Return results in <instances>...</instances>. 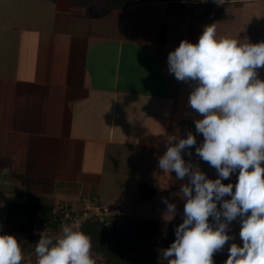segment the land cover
<instances>
[{
	"label": "crops",
	"instance_id": "0c3cea01",
	"mask_svg": "<svg viewBox=\"0 0 264 264\" xmlns=\"http://www.w3.org/2000/svg\"><path fill=\"white\" fill-rule=\"evenodd\" d=\"M171 2L196 3L135 0L106 9L72 0H17L0 24V176L7 180L0 182L2 189L10 180L24 184L17 176L51 182L50 196H62L59 204L111 205L119 211L117 221L144 234H165L183 222L180 191L187 177L178 180L158 166L169 139L174 143L192 132L197 143L182 152L185 162L210 179L218 174L195 153L204 140L194 123L203 117L188 106L196 82L169 73L168 54L182 40L197 43L214 23L217 38L259 43L264 20L245 21L246 10L233 5L208 10L199 2L175 9ZM245 7L264 13V5ZM257 71L264 79V68ZM237 180L235 172L222 183L235 186ZM142 182L155 185L153 197H140ZM162 198L176 205L173 218ZM16 219L28 218L7 224L17 225L11 224ZM240 220L229 225L234 239L214 254V264H224L232 243L242 246ZM7 228L0 230L9 234ZM32 230L37 232V223Z\"/></svg>",
	"mask_w": 264,
	"mask_h": 264
},
{
	"label": "clouds",
	"instance_id": "9594fccd",
	"mask_svg": "<svg viewBox=\"0 0 264 264\" xmlns=\"http://www.w3.org/2000/svg\"><path fill=\"white\" fill-rule=\"evenodd\" d=\"M167 63L178 81L196 82L188 106L203 117L194 123L204 140L195 153L218 178L185 162L182 152L197 143L192 132L174 143L169 139L158 166L188 182L180 191L183 222L163 256L168 264H214V254L234 239L228 229L239 217L242 246L232 243L224 264H264V79L257 71L264 68V41L217 38L214 23L204 27L197 43L182 40ZM235 172V186L222 183ZM162 202L173 218L176 205L167 198ZM92 250L91 237L70 224L56 235L42 232L34 249L36 264H96ZM23 260L20 240L0 235V264Z\"/></svg>",
	"mask_w": 264,
	"mask_h": 264
},
{
	"label": "trees",
	"instance_id": "16d2710c",
	"mask_svg": "<svg viewBox=\"0 0 264 264\" xmlns=\"http://www.w3.org/2000/svg\"><path fill=\"white\" fill-rule=\"evenodd\" d=\"M135 0H72L85 8L97 6L106 9L123 8L130 5ZM172 1V0H158ZM177 1H198V0H177ZM208 10H211L214 3H206ZM232 4L218 6L224 9ZM27 185V191L31 195L32 200L22 206L17 205L6 197L4 192L0 191V198L8 207L9 221L13 217L28 218L32 221V226L40 221L43 230L35 232L32 230L27 237V240L22 248L24 253L30 252L36 246L42 232L51 234L59 230L60 210L56 206L55 200L50 196L54 185L51 182L42 181L39 179H30L25 181L23 177L17 176ZM156 194V187L153 183L142 182L140 184V197L148 199ZM115 219L112 227L107 230L104 223L97 218H91L82 224L81 230L88 234L92 239L93 250L92 254L97 256L100 264H137L134 256H131L132 248H168L175 240V229L167 230L168 233L163 234H148L140 233L139 231H127L121 228V223ZM123 221V220H122ZM127 222V221H126ZM108 233L105 235V233ZM5 234L0 230V235ZM129 236L131 239H129ZM131 240V241H130ZM160 252V251H159ZM161 253V252H160ZM161 263L168 264L163 253H158ZM137 262V263H136Z\"/></svg>",
	"mask_w": 264,
	"mask_h": 264
},
{
	"label": "rangeland",
	"instance_id": "374dc122",
	"mask_svg": "<svg viewBox=\"0 0 264 264\" xmlns=\"http://www.w3.org/2000/svg\"><path fill=\"white\" fill-rule=\"evenodd\" d=\"M196 3H199V1H196ZM196 3H192V4H186L185 6H180L181 3H169V6L174 7L175 9H182L185 7H188L189 5H196L198 6L199 4ZM173 4H179L178 7H175ZM251 5H264V1H251V2H245V3H241V4H237V5H233L234 9H236L237 7H239V11L242 12L244 11V20L246 21H258V19L264 20V13H258L255 14L251 11H247V8H243L244 6H247L248 8ZM15 6H18L17 0H0V24L1 22H5L7 20L8 17L11 16L13 9L17 8ZM233 8V7H232ZM231 9V8H230ZM257 12V10H255ZM243 17V14L240 15V18ZM258 36H261V39H264V35L259 34ZM252 38V36H251ZM257 38H252V41L256 40ZM0 182L4 183L6 180V176H0ZM1 184H0V191L4 192L3 194H5L6 192H9V195H6V197L10 196L11 197V201L15 202L17 205L22 206L29 202L30 200H32L31 195L28 193L27 191V185L26 184H22V183H18L15 180H10L9 183L6 184V190L1 188ZM15 198V199H14ZM53 198L57 201L56 206L57 208H59V206L61 205V203L59 204V201L61 200L60 198H62V196L60 195H54ZM68 201V200H65ZM64 202V201H63ZM7 208L5 206V204L0 201V228L1 229H6V226L8 227V231L9 234L14 235L18 240H20L21 245L24 243L25 237L28 235V233L30 232L31 229V223L30 220L28 219H16L14 221H12L11 224H17L15 226H11L9 224H7L8 220H7ZM119 214V213H118ZM117 214V215H118ZM121 223V228L125 229L127 231H135L133 230L132 224L126 221H119ZM37 223V231L43 230L42 226H41V222L38 221ZM9 225V226H8ZM10 228V229H9ZM108 233L106 232L105 235H107ZM129 239H131L129 236H127ZM131 241V240H130ZM237 244H239V242H237ZM163 253V249L162 248H132L130 251L131 256H134L137 260H139V262L137 264H164L161 263L160 260L161 257H159L158 253L161 255V253ZM24 257H25V253H23ZM22 264H26V261L23 260Z\"/></svg>",
	"mask_w": 264,
	"mask_h": 264
},
{
	"label": "built area",
	"instance_id": "2783aa9c",
	"mask_svg": "<svg viewBox=\"0 0 264 264\" xmlns=\"http://www.w3.org/2000/svg\"><path fill=\"white\" fill-rule=\"evenodd\" d=\"M202 3H214L216 6H222L226 4L237 5L245 2H251L256 0H198ZM60 210L59 216V230L52 232L50 235H56L60 232L61 226L64 224H70L81 230V226L87 220L91 218H97L100 222L104 223L106 229L109 230L112 227V223L115 217L119 213L117 209L108 204H97L89 200L80 201L77 203L64 201L58 208ZM33 249L26 253L24 260L26 264H36V254ZM96 264L99 263L97 256L93 255Z\"/></svg>",
	"mask_w": 264,
	"mask_h": 264
}]
</instances>
